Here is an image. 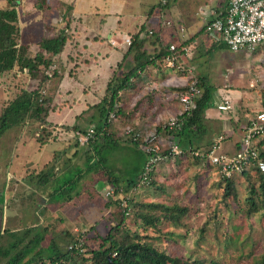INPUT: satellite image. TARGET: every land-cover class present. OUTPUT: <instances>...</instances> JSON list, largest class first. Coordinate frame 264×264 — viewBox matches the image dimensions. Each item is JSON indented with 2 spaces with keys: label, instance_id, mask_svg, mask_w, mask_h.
<instances>
[{
  "label": "rangeland",
  "instance_id": "obj_1",
  "mask_svg": "<svg viewBox=\"0 0 264 264\" xmlns=\"http://www.w3.org/2000/svg\"><path fill=\"white\" fill-rule=\"evenodd\" d=\"M153 23L148 22L150 26ZM33 48L34 52L31 53V56L37 52L36 47L33 46ZM217 57L221 60L215 59L208 62L210 65L215 63L209 83L214 89L222 88L221 93L229 95L231 101V95L235 90L247 89L250 83L255 84L256 91L264 88L261 86L262 83H257L264 71V48L260 47L255 52L223 50ZM53 65L56 66L57 64ZM9 82V86L13 87L14 90L13 95H15L16 88L30 87L34 81L18 80L14 75H11ZM33 84L38 83L34 82ZM213 99L206 110L213 108ZM162 104L157 106H162ZM145 109L147 106L140 104L137 99L127 101L126 105L124 104V115L118 114V121L111 126L115 132L112 139L119 142L120 145L100 151L106 158L107 168L112 175L119 179L120 185L127 179L135 180L137 178V168L143 163L146 156L143 150L131 144H124L128 142L122 138L124 129L137 127L133 118L139 111ZM221 114L225 118L229 112H221ZM143 115L138 113V118L143 117ZM95 125L97 124L93 123L91 128H95ZM57 128L62 127L57 126ZM36 130L37 125L30 123L22 128L10 129L0 138V197H3L5 204L2 227L8 230L18 229L21 231L33 225L41 228L51 224V226H55L53 233L55 237L56 233L63 232L64 229L77 232L76 235L79 232L92 230L91 236H104L109 227L119 220L118 211L122 212L125 206L127 207V214L125 213L126 226L129 230L134 231L136 229V216L132 209L135 208L146 213L147 209L143 207L146 204L154 203L169 207L176 205L186 210L184 214L179 215L178 223L161 220L155 228H148L145 233L138 229L140 235L146 236V242H150L170 257L179 258L180 260L176 264H253L255 258L264 255V217L262 211L259 210L247 215L248 205L245 202L251 196L252 187L256 189L255 200L260 197L261 191L257 190L259 180L256 171L249 170L233 177L231 180L233 189L229 191V195H226L224 179H221L213 169H205L199 161L200 159L196 160L198 158L192 156L172 160L166 159V161L156 165L150 185L131 190L127 194L114 196L113 188L105 184L104 179L99 178L101 173L98 174L97 172L98 175L83 174L84 177L77 182L73 194L80 193L83 196H80L74 203L65 204L59 200L53 203V201L48 202L49 199H44L46 192L53 188H59L64 181L66 182L78 175L80 171H84L83 167L85 166H82L79 160L80 156L77 153L75 155V151L78 149V152H82V147L87 148L89 143L81 146L73 138L67 141L63 139L48 141L60 143L63 146L65 142H69L72 151H67L65 157L60 156L55 159L58 160L55 166L65 168V170L62 176L58 177L55 185L43 186L45 188H42L40 193L36 190V180L27 182L25 179L30 174L34 175L40 172L37 171L36 164L32 163L34 167H29L22 172L21 167H17V164L25 160V157L37 158L38 149L33 143L28 145L26 143L24 148L18 149L20 156L17 157V170H11L10 167L15 155V147L22 141H27L28 137H34ZM59 134L64 133L59 132ZM67 134L69 133H66L64 137H68ZM76 144L81 148L75 147ZM52 146H57V144L54 143L49 146L50 149L45 155L46 157L52 155ZM159 146L160 155H168L167 142H162ZM198 148L207 149V147ZM97 154L92 151L88 153L87 167L91 168L92 164L98 160ZM46 157L41 164L43 169L47 168L54 160L52 156L49 159ZM95 167L99 168L100 165L96 163ZM97 170L101 171V169ZM9 176L15 177L18 181L11 178L12 181L8 182L7 177L10 179ZM92 183L97 194L93 193V196H90L89 194L94 192L90 191ZM29 189H33L34 194ZM106 189L112 191L111 196H105ZM110 200H119L120 209L117 206L106 209L105 205ZM258 206L259 204H257ZM155 215L157 214L155 213ZM92 227L94 228L92 229ZM74 228H76L75 231ZM48 239L49 237L43 242L42 248L47 246ZM54 241L60 244L62 248L68 242L59 239V236Z\"/></svg>",
  "mask_w": 264,
  "mask_h": 264
},
{
  "label": "crops",
  "instance_id": "obj_2",
  "mask_svg": "<svg viewBox=\"0 0 264 264\" xmlns=\"http://www.w3.org/2000/svg\"><path fill=\"white\" fill-rule=\"evenodd\" d=\"M227 1L167 0L166 5L161 6L160 0H0V8L7 7L8 2L15 5L20 43L28 46L30 55L34 52L33 46L38 51V44L42 39L55 37L61 30L66 29L67 41L64 49L54 57L57 76L48 82L46 89V122L51 126L89 127V124L99 120L95 107L105 97L108 82L116 67L121 63L132 62L131 56L125 57L128 48H116L109 44L108 39L113 33L135 37L137 32L151 29L153 35L143 39L137 36L138 40H145L143 50L151 55L167 44L189 46L190 55L185 57L186 62L206 86L213 88L209 78L213 75L212 68L215 63L210 65L208 62L221 60L217 55L229 49L227 46L222 48L213 44L216 42L204 31V27L209 20L224 14ZM59 18L62 20L61 24L58 23ZM149 21L154 23L150 26ZM167 21L171 22V26L165 25ZM11 75L18 80L33 81L27 74H20L17 70L1 75L0 111L15 96L13 87L9 86ZM139 75L134 81V87L120 94L119 105L124 107L127 101L137 99L140 104L147 106V109L138 112L144 114L143 117L138 118L137 113L133 118L136 128L142 132L154 129L158 131L160 142H167V133L162 130V122L180 110L177 92L167 83L175 74L165 68L157 70L151 67ZM263 76L264 71L257 83L264 82L261 80ZM254 85L250 83L247 89H234L235 92L231 95L232 109L225 118L216 108L224 93H221L222 88H213V108L204 110L206 128L198 137L197 147L208 148L221 138L220 151L227 154L235 152L244 126L254 112L263 108L264 100ZM261 86L264 87V84ZM158 104L162 106L158 107ZM26 140L15 147L11 170H17V157L20 156L18 149L24 148L26 143H33L38 154L36 159L25 157V160L17 164V167H21V172L34 167L32 163L36 164L37 171H41V164L48 154L49 146L54 143L57 146L51 147L52 158L56 153L65 157L67 151H72L69 142H65L64 146L56 142L40 145L32 137ZM82 152L76 149L75 155L77 153L80 156L79 160L85 166L87 160L81 156Z\"/></svg>",
  "mask_w": 264,
  "mask_h": 264
},
{
  "label": "trees",
  "instance_id": "obj_3",
  "mask_svg": "<svg viewBox=\"0 0 264 264\" xmlns=\"http://www.w3.org/2000/svg\"><path fill=\"white\" fill-rule=\"evenodd\" d=\"M139 32H137L135 37H132V44L127 49V54L125 56H131L132 62L129 64L126 62L119 64L113 72L107 85L105 97L95 107L99 114V120L95 122V124H97L95 125V128H92L95 130L94 138L89 140L87 148L82 147L83 152L81 153V156L85 157L87 162L88 153L90 151L96 154L98 153V160L92 164L93 166L91 168L85 165V167H83L84 171H80V173L72 179L66 182L64 181L63 185L59 188H53L49 192H46L44 199H49L48 202L53 201V203H55L54 201L58 202L57 200H59L65 204H72L75 200L79 199L80 196H83L80 193L73 194L77 182L84 177L83 174L86 175L93 173L95 175L97 172L98 174L101 173L102 175L100 174L99 178L102 177L105 184L113 188L114 196L127 194L135 189L137 179L143 171L147 157L146 153L143 163L137 168V178L135 180L127 179L120 185L119 179L112 175L107 168L106 158L100 153V151H103L105 148L110 149L114 146L120 145L119 142L112 139L115 134L111 127L112 124L106 123L110 112H114L117 115H120L121 113L123 114L124 107L119 105L120 94L133 88L134 81L140 77L139 74L146 71L148 68L153 67L157 70L164 69L162 61L164 55L167 53L169 44L161 46L159 52L154 53L153 55L148 54L143 50L145 40H138L137 38ZM66 41L67 36L65 35L64 30H61L55 37H46L42 39L38 44V51L31 56L29 54L28 46L20 43V33L15 5L8 2L7 7L0 8V76L11 72L12 70H17L20 74H27L31 80L38 83L34 85L33 82L30 87H22L18 89L12 100L1 109L0 138L6 131L22 128L30 123L37 125L35 136L32 138H34L40 145L48 143L49 140L57 141L63 139L64 141H67L72 138L76 140L74 137L70 136L75 132L85 133L87 130L91 129L93 123L89 127L73 125L72 127L61 126L62 128L58 129L57 126H51L46 122V116L48 113L46 89L48 82L57 76L56 66L50 76L48 75L50 73L49 68L55 64L54 57L63 51ZM213 44L222 48L226 46L223 43ZM198 87L201 90V94L195 100V108L190 117L183 119L182 127L175 135L177 137V144L183 151V154L177 157L165 154L168 157L166 158L167 160L190 156L187 149L200 150L196 144L199 140L198 137H200L206 128L204 110L212 101V93L214 89L211 86H206L203 80H200L199 78ZM260 93L264 100V88L260 90ZM56 129L64 134H62V136L58 135ZM132 130L134 133L139 131L136 127L132 128ZM162 130L164 133L169 134L168 131H165L164 129ZM66 133H69L67 134L69 138L64 137ZM122 138L124 141L128 142L124 144H131L136 148H139V140L133 141L131 136L126 134H122ZM238 142L237 147L239 145ZM75 147L81 148V146L79 147L78 145ZM165 155L161 154V156ZM57 157H60L59 153L54 154V160L47 168H42L39 173L36 172L37 174L34 175L30 174L25 178L27 182L36 180V190L38 192L41 193V189L45 188L43 186L55 185V182L58 181V177L62 176L65 168H57L55 166V163L58 162V160H55ZM196 160H199V158ZM199 161L202 163V166L207 169L202 160ZM96 163L100 165L99 168L95 167ZM97 169H101V171ZM251 170L256 171V174L258 175L259 185L257 190L259 189L261 192L260 197H257L258 199L255 200L256 189L253 187L251 188V196L245 201L248 205L247 215H251L261 210L264 217V173L255 168H252ZM153 174L154 172L151 173L150 177H152ZM9 178L10 179L7 177V181L9 180L8 182L12 181V179L18 181L15 177L12 178L9 176ZM232 179L233 178L223 180L226 182V195H229V191L233 189ZM93 183L90 191L94 192L90 193V196H93V193L97 194ZM85 185L87 187V182ZM29 190L33 191L32 194H34L35 191L33 189ZM257 204H259L258 207ZM113 206H117V208L120 209L119 200L108 201L105 208L109 209ZM143 207L147 209L146 213L135 208L132 209L136 216V229L134 231L129 230L126 226L125 213L127 214V207L125 206L122 212L118 211L120 216L119 220L116 223L113 222L114 224L109 227L104 236H91L90 234L92 230L79 232V234L76 235L75 233L77 232L64 229L63 232L56 233L55 237L53 235L55 226H51V224H47L41 228L33 225L21 231L18 229L8 230L2 227L5 204L3 197L1 196L0 264H176L180 260L179 258L170 257L150 242H146V236L140 235L138 229H141L142 232L145 233L148 228H155L157 223L161 220L178 223L179 215L184 214L186 210L176 205L169 207L154 203L146 204ZM155 213L157 215H155ZM93 228L94 227H92V229ZM57 236H59V239L68 241L63 248L60 244L54 241ZM47 237H49V243L42 248V244ZM69 247H71V249H69ZM253 264H264V255L255 258Z\"/></svg>",
  "mask_w": 264,
  "mask_h": 264
},
{
  "label": "built area",
  "instance_id": "obj_4",
  "mask_svg": "<svg viewBox=\"0 0 264 264\" xmlns=\"http://www.w3.org/2000/svg\"><path fill=\"white\" fill-rule=\"evenodd\" d=\"M166 1L160 0L161 5L165 6ZM58 23L61 24L62 20L59 19ZM165 25L171 26V22L167 21ZM63 30L66 33V29ZM180 31L183 30L180 29ZM204 31L214 42L225 44L232 52L241 50L254 52L258 47L264 48V0H228L224 14L209 20L205 24ZM151 35H153L151 29L138 33L140 39ZM132 39L129 35L113 33L108 42L116 48H129ZM189 55V46L171 44L162 61L164 68L175 74L173 78H167L170 79L167 83L175 88L180 104V110L162 122L163 129L169 132L167 133L168 155L172 157L183 154L175 135L182 127L183 119L191 116L195 108V100L201 94L198 77L185 60V57ZM54 69V65L50 66L49 76ZM261 80H264V76ZM261 82L264 84L263 81ZM216 108L219 112H230L232 101L229 95L224 94L216 104ZM117 121L118 115L110 112L106 123L113 124ZM57 131L58 129L56 133ZM132 131V128H126L123 134L131 136L133 141L139 140V148L147 155L143 171L137 179L134 189L136 190L150 184L151 173L154 172L156 165L166 160L167 156H161L159 153L161 143L154 129L147 132L134 133ZM94 135L95 130L91 128L85 133L75 132L70 137H74L81 146H84L94 138ZM219 139L212 143L206 151L187 149V152L190 156L202 160L205 167L213 169L221 179H231L252 168L264 173V110L256 112L244 126L239 145L234 153H221L219 142L222 139ZM111 195L112 191L106 189L105 196Z\"/></svg>",
  "mask_w": 264,
  "mask_h": 264
}]
</instances>
